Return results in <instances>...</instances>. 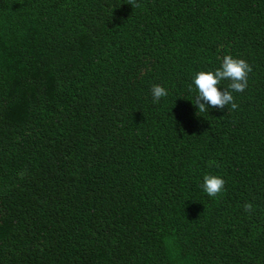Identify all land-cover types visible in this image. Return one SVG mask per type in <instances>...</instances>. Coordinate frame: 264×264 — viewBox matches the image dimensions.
<instances>
[{"label": "trees", "instance_id": "trees-1", "mask_svg": "<svg viewBox=\"0 0 264 264\" xmlns=\"http://www.w3.org/2000/svg\"><path fill=\"white\" fill-rule=\"evenodd\" d=\"M136 3L0 0V264H264V0Z\"/></svg>", "mask_w": 264, "mask_h": 264}, {"label": "clouds", "instance_id": "clouds-1", "mask_svg": "<svg viewBox=\"0 0 264 264\" xmlns=\"http://www.w3.org/2000/svg\"><path fill=\"white\" fill-rule=\"evenodd\" d=\"M133 7H140L136 0H129ZM252 72V67L243 59H235L231 55H225L220 68L215 71H200L194 78V85L197 91L195 106L200 113L208 112V108L224 110L231 105L232 110H236L238 105L234 102L233 92L243 93L248 87V75ZM222 81H230L226 88L221 91L219 87ZM192 86H189V91ZM153 102H158L160 98L166 97L168 91L160 86L154 85L151 89ZM215 161H209V165H214ZM218 166V165H217ZM225 181L219 176L205 175L203 177V190L209 197H216L224 189ZM244 209L251 212L252 205L246 203Z\"/></svg>", "mask_w": 264, "mask_h": 264}]
</instances>
